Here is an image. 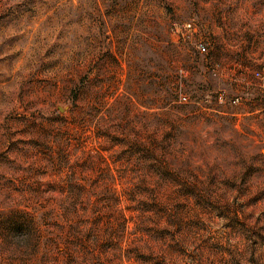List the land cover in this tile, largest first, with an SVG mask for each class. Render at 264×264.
Returning a JSON list of instances; mask_svg holds the SVG:
<instances>
[{"label":"rangeland","instance_id":"rangeland-1","mask_svg":"<svg viewBox=\"0 0 264 264\" xmlns=\"http://www.w3.org/2000/svg\"><path fill=\"white\" fill-rule=\"evenodd\" d=\"M0 264H264V0H0Z\"/></svg>","mask_w":264,"mask_h":264},{"label":"built area","instance_id":"built-area-1","mask_svg":"<svg viewBox=\"0 0 264 264\" xmlns=\"http://www.w3.org/2000/svg\"><path fill=\"white\" fill-rule=\"evenodd\" d=\"M201 51L205 52L206 48L201 46Z\"/></svg>","mask_w":264,"mask_h":264}]
</instances>
